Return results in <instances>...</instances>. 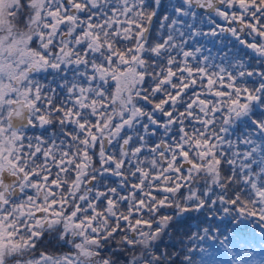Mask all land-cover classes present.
Here are the masks:
<instances>
[{
  "label": "snow or ice",
  "instance_id": "obj_1",
  "mask_svg": "<svg viewBox=\"0 0 264 264\" xmlns=\"http://www.w3.org/2000/svg\"><path fill=\"white\" fill-rule=\"evenodd\" d=\"M193 214L264 225V0H0V264H180Z\"/></svg>",
  "mask_w": 264,
  "mask_h": 264
},
{
  "label": "trees",
  "instance_id": "obj_2",
  "mask_svg": "<svg viewBox=\"0 0 264 264\" xmlns=\"http://www.w3.org/2000/svg\"><path fill=\"white\" fill-rule=\"evenodd\" d=\"M212 46L211 44L209 45ZM222 214H218L215 217L200 214H193L192 217L185 222L184 227L179 229V235L173 233L174 239L172 241L175 244L174 248L169 249L173 253H180L179 257H174L180 264H183V253L187 252L189 247L195 249V251L188 253L193 257L194 262H199L202 257L207 254L200 251L201 248L208 249L209 251L217 252L223 247L220 241L223 240L225 244L229 243L234 247L245 246L250 247L252 245H260L264 240V225L255 218L250 220H241V223L237 225L231 217H225L221 219ZM209 229V235L204 240L191 239L192 236L203 235V228ZM227 237V239H225Z\"/></svg>",
  "mask_w": 264,
  "mask_h": 264
},
{
  "label": "rangeland",
  "instance_id": "obj_3",
  "mask_svg": "<svg viewBox=\"0 0 264 264\" xmlns=\"http://www.w3.org/2000/svg\"><path fill=\"white\" fill-rule=\"evenodd\" d=\"M226 245L228 249H231V252L226 251L225 248L217 250L223 254V264H233V261H239L242 264H264V240L260 245L250 247H234L229 243Z\"/></svg>",
  "mask_w": 264,
  "mask_h": 264
}]
</instances>
